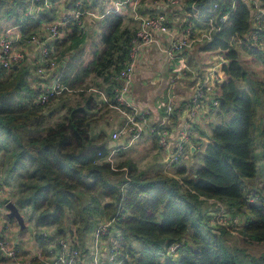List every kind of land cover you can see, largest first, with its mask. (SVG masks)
Wrapping results in <instances>:
<instances>
[{
	"label": "trees",
	"instance_id": "16d2710c",
	"mask_svg": "<svg viewBox=\"0 0 264 264\" xmlns=\"http://www.w3.org/2000/svg\"><path fill=\"white\" fill-rule=\"evenodd\" d=\"M51 1L54 4L57 0ZM259 1L264 4V0ZM95 2L83 0V6L92 9ZM30 3L31 0H0V33L28 37L38 31L42 19H49L54 12L53 8L43 9L40 18H31L26 16ZM197 3L201 10L217 4L219 16L228 14V22L215 34L208 49L221 47L227 60L221 68L227 78L214 95L218 104L213 108L221 115L231 113V118L214 125L208 136L200 131L209 142L203 164L192 169L190 175L186 174V167L180 166L174 176L164 173L146 176L137 171L131 160H125L114 170L106 160L107 148L94 145L90 139L93 119L85 109H72L64 120L42 128L43 109L66 95L53 97L45 105H33L31 100L36 93L27 84L28 65L24 63L7 75L0 71V154H4V173L13 177L21 175V170L33 168L30 173L33 183L26 185L30 195L21 203H30L39 212V223L44 225L41 228L55 225L56 233L63 236L68 211L74 209L80 215L74 219L76 224L81 223L77 225V232L80 238L86 236L97 217L94 220L90 214L82 215L86 208L78 209V193H89L92 197L101 193L108 200L101 208L104 217L112 218L119 204L124 209L115 223L126 237L119 258H125L122 264H244L248 256L242 249L230 252L227 248L229 228L212 222L211 216L216 210L198 206L210 200L213 202L209 205L215 208L218 203L228 208L232 219L237 220L236 225L243 219L242 227L237 228L241 235L264 242V177H257L256 154L258 134L264 143V122L258 132L257 89L237 86L238 81L248 79V72L235 46L238 40L248 41L253 30L252 11L243 0H197ZM123 25L120 14L113 11L104 14L105 49L95 66L85 67V77L93 71L108 79L123 68L135 35H128ZM70 27L77 36L81 28L76 24ZM232 37L235 41L228 45ZM252 53L264 61L262 54ZM262 88L264 94V85ZM86 103L90 106L91 102ZM124 167L128 169L129 180L111 182L110 176L119 172L124 175L121 171ZM254 197L261 198L262 203H252L250 200ZM46 202L50 208L43 209ZM45 238L41 230L37 239L44 248L49 243ZM172 243L180 244L176 256L163 257L160 253ZM249 262L264 264V254Z\"/></svg>",
	"mask_w": 264,
	"mask_h": 264
},
{
	"label": "crops",
	"instance_id": "0c3cea01",
	"mask_svg": "<svg viewBox=\"0 0 264 264\" xmlns=\"http://www.w3.org/2000/svg\"><path fill=\"white\" fill-rule=\"evenodd\" d=\"M246 1L248 3V0ZM114 2L115 0H100L97 3L95 2V8H91L104 15L114 10ZM148 3H150V0H147L145 4L139 7V12L143 14L154 10L161 12L166 11L167 21L172 31L171 34L155 32V36L163 44H169L173 38L180 37L184 25V13L181 11V8H166L163 4L159 3L155 5L150 3L152 6H149ZM73 4L74 0H57L52 6L54 12L50 15L49 19H42L40 21L36 33H43L48 22L62 21L70 12ZM259 6L260 7L257 8V11L255 10L256 8H252L251 10L254 17V21L251 23L253 27V25H260L261 22V30L259 31V48L256 52L262 54L264 50V9L262 8L261 2ZM97 7L101 10L98 11ZM41 12L42 11H39L36 18H40L42 15ZM131 13L132 11L128 6H125L121 10V13H119L124 19V24L127 23L126 25H123L122 29L126 30L128 35L136 33L140 26L139 22L134 19ZM102 19L103 17L100 19L88 20L85 28L80 29L82 30V35H84L82 39H80L79 36L76 37L73 35L72 28L70 27L72 24L63 26L61 33L62 37L55 44L51 45L56 53L58 66L50 68L43 75H38L36 73L37 59H35L34 56V49L30 46H25L26 51L29 53L26 60V65H28L30 71L27 77L28 87H30L32 91H35L34 93H37L44 86L51 84L55 75L58 72H61L63 74L62 79L64 78V83L72 89V92L64 94L68 96L67 103H69L72 98L79 97L82 100L80 108L85 109L87 115L93 119L90 125L89 135L90 139L94 142V145L104 146L107 148L108 152L112 149H118V152L123 150L122 152H124L126 160H131L137 166V171L146 176H153L158 173L174 176L176 170L181 165L187 168L186 174L190 175L192 169H189L184 164L180 165L179 163L175 167L174 165L168 166V153L159 146L156 137L149 132L132 143H130L129 135H123L117 140L112 139V133L123 124V118L116 110L102 101L101 93L111 101L113 98L114 74L106 79L103 75L98 76L92 71L88 76L89 78L83 77L85 78L84 80H81L80 78L79 80L84 83L88 82L89 79L95 81V84H91L89 89L75 88L76 86L72 83V79L77 78L79 75L78 70L84 74L87 65L92 67L95 66V62L105 49V45L102 41ZM96 20H99L100 23H97ZM83 41L89 43L83 46H80L82 44H77ZM62 45L70 46L69 55H64L63 57V60H67V62H62V58H60ZM208 45L209 44L196 45L194 48L186 50L183 53L184 63L186 65H192V69L194 70L191 72L192 74L186 70H177L176 59H169V57L155 44H150L144 47L139 55L135 76L131 86L130 99L139 110L148 112L147 124L150 127L158 124L162 120L166 101L169 100V98L173 101L176 115L175 117H172L170 121V125L172 126L170 141L172 144L173 142H177V134L184 121L185 110L190 104L189 101L193 92V87L202 80V78L207 75L208 70L215 66L219 61L218 49H208ZM241 47L245 50H249L242 45ZM207 53H211L210 56ZM83 62L86 64L85 67H82ZM78 64H80L78 67H74ZM218 75L222 79L227 78L226 74L221 69L218 71ZM88 94L91 96L88 97ZM212 99V95L205 98L204 107L199 109L198 118L193 123V129L188 142L189 153L186 152L191 157H195L197 150L203 143L209 142L208 138L204 137L200 131H204L207 136L210 135L213 126L222 122L226 116L219 114L217 110L213 108L214 104L211 101ZM86 101H89V103L91 102L90 106L87 105ZM61 105L63 104H60L59 106ZM262 173L264 177L263 169ZM13 178L14 177L12 176H5L4 183L6 186V192L0 194V239L3 236H6L9 239L10 243L17 251V257L8 258L5 254L0 252V264H41L39 259H37L39 251L42 250L44 253L48 254L50 248L56 249L52 240H55L60 235L56 233V229L53 226L41 228L43 233L44 231L49 232L48 236L45 238L49 243L46 248H44L42 245L43 243L39 242L36 236L34 237V233H32L29 223H26L25 221L26 228L22 230L15 219L8 217L7 213L9 210L6 208V204L10 200L7 198L10 196L9 187L14 183L12 180ZM212 202L213 201L210 200L208 203L212 204ZM216 209L217 208H215V210ZM208 210H214V207L209 205ZM102 219H106V217H104V215L97 216V221ZM241 220L243 221L242 218ZM72 225H67L66 228L68 229ZM231 232L232 234H235V232ZM235 236L236 237H231L236 241V244L240 246L239 248L245 252L244 254L248 256L244 263L250 264L249 261L252 258H259L264 254V242L251 241L241 234ZM80 241L82 251L90 253L87 252L89 251L87 235L82 236ZM235 249L236 248H234V250ZM88 258V256H82L77 264H89Z\"/></svg>",
	"mask_w": 264,
	"mask_h": 264
},
{
	"label": "built area",
	"instance_id": "2783aa9c",
	"mask_svg": "<svg viewBox=\"0 0 264 264\" xmlns=\"http://www.w3.org/2000/svg\"><path fill=\"white\" fill-rule=\"evenodd\" d=\"M243 1L249 5L251 10L252 8L260 7L258 0H248V3L246 0ZM145 3L146 1L144 0H115L114 10L112 11L121 13V10L125 6L130 7L132 13H134V19L139 22L140 26L131 38L127 59L123 68L113 79V102L103 95V93H100L102 94V101L116 110L123 118V124L112 133V139L117 140L123 135H129L130 143H132L149 132L156 137L159 146L168 153V166H173L189 151L188 142L193 129V123L198 118L199 109L204 107L205 98L212 95V103L214 105L218 104V100L214 98V95L218 93L224 81L218 75V71L227 60L223 49L219 47V61L211 69L209 68L210 70H208L207 75L193 87L189 101L190 104L185 110L184 121L177 134V142H173L172 144L170 141L172 127L170 121L175 114L173 101L170 98L166 101L162 120L150 127L147 124L148 112L139 110L130 99L131 86L139 55L144 47L155 44L169 59H176L177 70L187 71L189 67L183 61V53L186 50L194 48L196 45L211 43L214 40L215 34L221 30L222 25L228 22V14L219 16L217 14V4L201 10L197 0H193L191 3L188 0H150V3L154 5L158 3L163 4L166 8L180 7L184 13V25L181 36L173 38L169 44H163L155 36V32L172 33L167 21V13L166 11L154 10L142 14L139 12V7ZM150 3L148 5L152 6ZM52 6L53 2L51 0H31L26 16H30L31 18L37 17L39 11L50 9ZM103 16L93 9H85L83 0H74L73 7L67 16L62 21L48 22L44 32L41 34L34 33L24 38L20 34L0 33V71L10 72L14 67L17 68L24 65L29 55L25 46H30L34 49V56L37 59L36 73L43 75L50 68L58 66L56 53L51 45L55 44L62 37L63 26L76 24L80 28H84L88 20L100 19ZM253 21L254 17L252 14L251 22ZM260 30L261 25H253V30L248 36V41L238 40L237 43L247 47L251 51H258ZM234 41L235 39L232 37L228 45H233ZM62 77V73L58 72L51 84L44 86L32 97L31 103L39 106L45 105L53 97L72 92V89L63 82ZM117 152L118 149H112L106 157V160L114 170H117L113 160ZM121 171H124V179L129 180L128 169L124 167ZM250 201L252 203H262V199L259 197H254ZM123 213L124 209L119 204V210L112 218L102 219L95 223L92 245L89 246V251H87L90 253L82 251L81 238L77 232V227L72 225L62 237L58 236L55 240H52L56 249L50 248L48 254L40 250L37 259H39L41 264H77L82 256H88L89 264H122L125 258H119L124 248L126 237L116 228L115 223ZM211 219L213 223L224 226H234L233 224L237 222V220L232 219L227 208L221 203L217 204V210L213 213ZM48 233V231H44L43 235L47 237ZM179 246V243H172L160 254L163 257H175ZM0 252L8 258L17 257L15 247L12 246L6 236L0 239Z\"/></svg>",
	"mask_w": 264,
	"mask_h": 264
},
{
	"label": "rangeland",
	"instance_id": "374dc122",
	"mask_svg": "<svg viewBox=\"0 0 264 264\" xmlns=\"http://www.w3.org/2000/svg\"><path fill=\"white\" fill-rule=\"evenodd\" d=\"M100 0H96V3L99 2ZM259 1V0H258ZM95 4V3H94ZM92 5L93 8H95V5ZM258 4H260V2H258ZM262 8L264 9V4L262 3ZM87 9V8H85ZM98 11L101 10L100 8H98ZM94 10V9H93ZM257 11V8L255 9ZM119 14V13H118ZM132 16L134 17V13H131ZM97 23H100L99 20H96ZM127 23H125L124 25H126ZM261 25V22H260ZM85 28V27H84ZM82 30L79 31L78 35L80 37V39H82L84 37V35H82ZM76 36V37H77ZM88 40V39H87ZM89 42H79L77 43L80 46L83 45H87ZM238 50H239V54H240V62L243 66V68L248 72V79L246 81H238L237 82V86L240 89H246V90H250V89H257V97L255 98L257 100V102L259 103V109H258V116H257V121L256 124L258 126V132L261 129L263 122H264V94L262 93V85H264V61L263 59L258 58L255 54L251 53L252 51L249 50H245L241 47V45L239 46V43H236L235 46ZM70 46L68 45H62L61 46V56L60 58L62 62H67V60H63L64 55L68 56L69 52H70ZM79 49V48H78ZM77 49V50H78ZM102 49V48H101ZM215 53V52H213ZM209 56L211 53H207ZM216 54V53H215ZM262 56L264 57V50L262 53ZM76 63V62H75ZM81 64V63H80ZM80 64H78L77 66L74 67H78ZM197 65V63H196ZM86 64L83 62V66L85 67ZM189 70H187L188 72H192L194 71L192 69V65H188ZM195 68V65H194ZM11 72V71H10ZM7 73L9 72H2L3 75H7ZM79 75L77 76V78L72 79V83L74 84V86H76L75 88H90L91 84H95V81H92L91 79L88 80V82L84 83L81 82L79 79L81 78V80H84L85 77L84 74L81 73V71L78 70ZM192 74V73H191ZM103 77H105V75H103ZM86 78H89L88 76ZM67 79L69 80V78L67 77ZM252 82V83H251ZM76 95H80V94H76ZM91 96L90 94H88V97ZM67 98L68 96H64V98H62L60 101H55V102H51L46 108L43 109L42 114L45 116V123L42 124V128L43 127H49V126H54L56 124V122L64 120L67 116H69L70 114V110L72 109H76L78 107H80V104L82 103V100L79 97H74L70 100L69 103H67ZM60 104H63L61 106H59ZM61 108V109H59ZM90 117V116H89ZM231 118V113H229V115H226L224 117V120H229ZM92 119V117H91ZM208 142H205L201 145V147H199V149L197 150V153L195 155V157H191L190 155H188L187 153H189V151H187V153L181 158V160L174 165L177 166L179 163L186 165L189 169H194L198 166H201L203 164V155H204V150L206 147V144ZM257 147L258 149L256 150V154H257V177L258 178H263L262 175V169L264 170V143L261 140V137H259V134L257 135ZM123 150H120L118 152V154L116 153L113 160L115 163L116 167H119L118 165H120L121 163H123L126 158L124 155V152H122ZM3 156L4 154H0V194H4L6 192V186L4 183V179L5 176L7 177V175L4 173V168H3ZM146 163V162H144ZM182 166V165H181ZM33 170L32 167H29L28 170H21L20 173L21 175H15L13 176L14 178L13 180V184L11 187H9V192H10V196L7 199H10L9 201H13L20 209V211L22 212V215H24V219L26 221V223H29L30 225V229L32 231V233H34V237L38 236V234L41 231V227L44 225H41L39 223V212H36L33 209V206L30 203H25L24 205H22V201H25L29 195H30V190L27 189V184L28 183H33V180H31L30 177V173ZM111 182H115V183H119V182H123L124 181V175L122 172H119L118 175L116 176H110L109 177ZM89 181V180H88ZM79 197H80V207L78 206V209L81 211L82 209L86 208V211L82 212V215L84 214H90L94 220L96 219L97 216H103V212L101 210V208H103V206L107 203V199H105L103 197V195L101 193H97L95 197H92L91 194L89 193H78ZM45 207L43 209L46 208H50V204H48L47 202L44 203ZM208 202H204L199 204V207H209ZM213 206V205H212ZM214 207V206H213ZM52 209V208H51ZM215 209V207H214ZM99 210V211H98ZM217 210V209H216ZM91 212H93L91 214ZM75 215L78 216L76 214V211H68V218L66 221V225H75V227H77V225H81V223H75L74 219H75ZM80 216V215H79ZM52 223V222H50ZM49 223V224H50ZM242 221H239L238 224H233L234 226H226L229 228L230 230V235L228 234L226 239H227V245H228V250L231 252V250H234V248H238L240 249L238 246V244H236V241L231 237H236L235 235L240 234L239 233V228L242 227ZM94 226V224H93ZM92 226V227H93ZM53 227H55V225H53ZM81 228V227H80ZM238 228V229H237ZM235 232V234H232V232ZM87 235V245L91 246L92 245V240H93V228L90 230L89 233H86ZM82 241V240H81ZM138 246V245H136ZM160 259H162V256H160ZM246 264V263H244Z\"/></svg>",
	"mask_w": 264,
	"mask_h": 264
},
{
	"label": "water",
	"instance_id": "95a60500",
	"mask_svg": "<svg viewBox=\"0 0 264 264\" xmlns=\"http://www.w3.org/2000/svg\"><path fill=\"white\" fill-rule=\"evenodd\" d=\"M14 69H16V67H14ZM6 208L9 210V212L7 213L8 217L15 219L22 230L25 229V219L22 213L20 212L19 208L12 201H9L6 204Z\"/></svg>",
	"mask_w": 264,
	"mask_h": 264
}]
</instances>
